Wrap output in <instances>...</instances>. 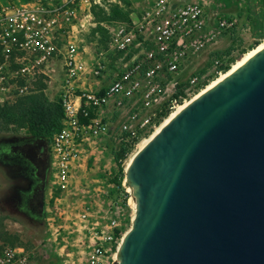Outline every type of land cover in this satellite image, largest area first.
I'll return each instance as SVG.
<instances>
[{"label":"built area","instance_id":"obj_1","mask_svg":"<svg viewBox=\"0 0 264 264\" xmlns=\"http://www.w3.org/2000/svg\"><path fill=\"white\" fill-rule=\"evenodd\" d=\"M172 2L155 0L141 17L109 27V52L140 49L107 85L102 78L105 56L86 57L88 50L81 45L85 39L80 37L97 24L92 6H103L105 0L0 4V103L35 93L40 80L47 84V95L50 86L56 85L48 96L60 103L63 126L50 142L52 189L68 190L77 170H82L86 153L95 150L104 138L133 145L156 127L161 111L154 107L169 89L161 82L160 73L165 68L170 73L178 71L189 53L197 52L208 41L203 32V5L186 2L176 7ZM226 23L224 19L220 25ZM147 41L152 47L145 46ZM84 77L93 78L95 85L84 86ZM199 83V76H192L186 93ZM180 98L171 96L169 106H178ZM132 100L134 106L140 100V105L124 114ZM114 109L121 112L122 120L112 126L110 112ZM90 209L86 206L81 211L82 218L90 219ZM123 236L117 216L106 224L89 227L87 264H120L117 250ZM22 251L21 247L4 246L0 264H28Z\"/></svg>","mask_w":264,"mask_h":264},{"label":"water","instance_id":"obj_2","mask_svg":"<svg viewBox=\"0 0 264 264\" xmlns=\"http://www.w3.org/2000/svg\"><path fill=\"white\" fill-rule=\"evenodd\" d=\"M120 264H264V48L190 101L125 172Z\"/></svg>","mask_w":264,"mask_h":264},{"label":"rangeland","instance_id":"obj_3","mask_svg":"<svg viewBox=\"0 0 264 264\" xmlns=\"http://www.w3.org/2000/svg\"><path fill=\"white\" fill-rule=\"evenodd\" d=\"M22 1L26 0H0V4ZM117 1L105 0L103 7L109 10L112 4H124L123 0ZM130 1V8L133 11L135 0ZM138 1L140 2L139 10L135 8L138 17H141L143 8L151 6L155 0ZM186 2H199L203 5L206 20L203 32L207 33L208 41L197 52L189 53L182 61L178 71L170 73L165 68L160 73L159 78L163 85H169L162 101L154 107L161 112L163 110L171 112L176 108H171L169 102L177 84L187 82L188 84L185 86V90H187L190 87V78L194 75L199 76V85L191 87L188 93L185 91V100L190 99L220 75L219 68L222 64H226L231 57H239L255 47L259 39L253 33V27L257 23V17L264 19V0H173L172 5L179 7ZM250 7L254 9V12L250 11ZM224 19L227 20V23L221 26L220 22ZM117 23L103 22L108 30L109 27ZM90 31L91 29L80 33V37L85 39L81 45L88 50L85 53L86 57L92 54L98 57L101 53L105 56L106 68L102 78H105L108 83L116 72L123 69V64L129 61L126 57L132 50L122 55L114 51L109 52L108 44L104 46L97 39L88 37ZM54 86L56 85L54 84ZM54 86L49 88L48 95L50 97L56 90ZM184 97H181L182 101L179 104L185 101ZM139 105L140 100L135 106L134 100H132L126 104L123 113L125 114ZM110 114H113L114 124L112 126L119 125L122 120L121 112L114 109ZM159 118L161 119V117ZM161 122L157 121L156 128L151 130V134L149 133L150 136L146 135L144 138L151 137ZM26 132L25 129L5 130L0 125V164L7 161V159H3V154L13 156V151H16V154L21 150L31 153L34 163L37 156L45 157L46 141L42 138L32 137ZM144 138L134 144L130 157L139 150V145ZM18 144H20V148L7 151L11 145ZM117 148H119V143L113 138H104L101 145L86 153L84 166L82 170H77L70 188L62 190L59 196L52 200L55 188L52 189L51 183H49L44 202H41V191L38 190L34 192L35 194L28 202L21 198L13 203L12 195L17 190L21 189L22 194L24 189L31 187L27 178L30 176V172L25 171L23 162L16 160L12 165L14 166L12 174H9L8 171L4 172L0 168V252L4 246H12L9 242L4 243L3 236L8 231L18 237L13 247L24 249L22 253L28 257V264H87L90 252L89 227L97 226L98 223L106 224L111 217L117 216L124 235L132 226L135 208L131 202V188L125 178H122L120 185L113 180L118 172L114 151ZM128 160H125L123 164L126 165ZM11 167L9 166L10 169H12ZM15 184L19 187L11 195V188ZM126 192H128V196ZM113 205L116 206L113 207ZM86 206H91L90 219L88 220L82 218L80 214Z\"/></svg>","mask_w":264,"mask_h":264},{"label":"trees","instance_id":"obj_4","mask_svg":"<svg viewBox=\"0 0 264 264\" xmlns=\"http://www.w3.org/2000/svg\"><path fill=\"white\" fill-rule=\"evenodd\" d=\"M47 1V0H44ZM124 4H112L109 10H106L103 6L93 5L92 12L97 22L96 26L93 27L88 34V37L97 39L106 46L110 40V33L108 28L103 24V22L114 23V22H132V9L130 0H123ZM250 11L254 12V9L250 7ZM253 33L258 37V42L264 38V19L257 17V23L253 27ZM151 42H145V46L150 48L152 47ZM255 45V46H256ZM140 48L132 47V51L127 54L126 59L130 60L132 56L139 51ZM230 53V51H228ZM125 52L117 51V54L122 55ZM242 56V55H241ZM231 57L226 64H222L219 68L220 71L224 72L228 70L233 62L238 58ZM188 83H179L176 85V90L173 93V97L180 98L184 97L185 86ZM47 87V84L42 80L38 83V90L29 95L21 96L14 102H6L4 104L0 103V125L1 128L5 130H21L25 129L33 137L42 138L46 141L48 148H50V142L53 136L61 130L63 126V110L60 103L57 100H51L47 93L44 91V88ZM182 101V98H180ZM169 110H163L160 112V117L158 122L160 123L163 118L169 114ZM149 135V134H148ZM134 144H126L124 142L119 144V148L115 149V160L118 163V172L116 173L113 180L117 184H121L122 178H125V164L123 162L128 160ZM62 189H55L53 191L52 200L57 198ZM128 196V192H126ZM125 205L127 204V199H124ZM5 242H9L10 245L14 246L15 241L18 240V237L6 232L3 236Z\"/></svg>","mask_w":264,"mask_h":264},{"label":"flooded vegetation","instance_id":"obj_5","mask_svg":"<svg viewBox=\"0 0 264 264\" xmlns=\"http://www.w3.org/2000/svg\"><path fill=\"white\" fill-rule=\"evenodd\" d=\"M20 147H21L20 144L16 146L11 145V148H7V151H12L13 148L18 149ZM46 149L47 150L45 152V157L43 158L40 155L37 156L35 163L32 161V159H34L32 154L29 152L26 153V151H23V150L17 151L18 152L17 154H16V151H13V156H9L8 154H6L5 156V154H3L4 155L2 156L4 157L3 159H7V161L3 162L4 164H0L1 170H3L4 172L8 171L9 174H12V172H14V166L12 165H14L15 160H16V161L23 162L24 164L23 167L25 168V171L27 170L28 172H30V176L27 177L29 179V184L31 186L29 189H24V192L22 194H21L22 190L19 189L12 195L13 191L19 187L16 184L12 186L11 195L13 198V203H15V201H19V199L21 198H24V200L28 202L32 198V196L35 194L34 192L38 190L41 191V202H44V196L46 193V189L49 188V183H51V176H52L51 157H50L51 155H50V149L48 148V145H46ZM9 166L10 167L12 166L11 167L12 169H10Z\"/></svg>","mask_w":264,"mask_h":264},{"label":"bare ground","instance_id":"obj_6","mask_svg":"<svg viewBox=\"0 0 264 264\" xmlns=\"http://www.w3.org/2000/svg\"><path fill=\"white\" fill-rule=\"evenodd\" d=\"M264 48V38H262L260 40V42L253 47L252 49L248 50L247 52L243 53L242 56L240 58H238L235 62H233V64L231 65V67L224 71V72H220V75L213 79L211 82H209L206 86H204L197 94H195L192 98L185 100L184 102H182L181 104H179L178 106H176V108L174 110H172L168 116L165 117V119L161 122V124L157 127L156 131L151 135V137L149 138H144V140L140 143L139 145V150L136 151L135 154H133L126 166H125V172L128 171L130 164L132 162V160L134 159V157L138 154V152L143 149L146 144H148L160 131L161 129L168 124L179 112H181V110H183V108L190 103L191 100H193L194 98H196L197 96H199L200 94H202L203 92H205L206 90H208L209 88L215 86L218 82H220L221 80H223L224 78H226L227 76H229L232 72H234L237 68H239L241 65H243L251 56H253L255 53L259 52L260 50H262ZM156 128V127H155ZM152 133V132H151ZM150 133V134H151ZM150 136V135H149ZM131 188V186H129ZM129 188V190H130ZM132 205L133 207L136 209V200L135 198L132 197ZM134 217V216H133Z\"/></svg>","mask_w":264,"mask_h":264},{"label":"crops","instance_id":"obj_7","mask_svg":"<svg viewBox=\"0 0 264 264\" xmlns=\"http://www.w3.org/2000/svg\"><path fill=\"white\" fill-rule=\"evenodd\" d=\"M139 4H140V2L138 0H135V2H133V7H132L133 8V12H132L133 19H137L138 18V14L136 12V8L139 10V8H138V7H140ZM143 9H145V8H143ZM88 78L89 77L82 78V83L84 84V86L91 87L92 85H95L93 78H89V79ZM108 83H110V82H108ZM108 83L105 80L103 85H107ZM84 160H85V158H84ZM83 166H84V163L81 165V169L83 168Z\"/></svg>","mask_w":264,"mask_h":264}]
</instances>
